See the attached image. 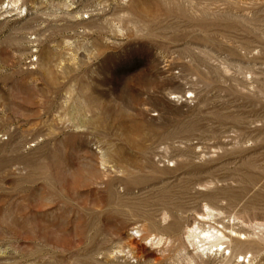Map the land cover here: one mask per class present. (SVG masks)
I'll return each mask as SVG.
<instances>
[{
  "label": "rangeland",
  "instance_id": "obj_1",
  "mask_svg": "<svg viewBox=\"0 0 264 264\" xmlns=\"http://www.w3.org/2000/svg\"><path fill=\"white\" fill-rule=\"evenodd\" d=\"M210 227L264 264V0H0V264H224Z\"/></svg>",
  "mask_w": 264,
  "mask_h": 264
},
{
  "label": "bare ground",
  "instance_id": "obj_2",
  "mask_svg": "<svg viewBox=\"0 0 264 264\" xmlns=\"http://www.w3.org/2000/svg\"><path fill=\"white\" fill-rule=\"evenodd\" d=\"M225 229V227H222L221 230L215 227H210L207 231H204L200 228H197L196 231H199L198 234L195 233L196 231L190 233L189 239L197 240L198 244L200 245L198 252L206 257V263L213 262L211 259L212 256H214V259H216L217 256L219 257L220 255V261L224 262V264H252V255H250L247 259L248 252L243 253L244 247L235 246L233 248H228L226 246L228 243L235 241L233 237H236L237 234L236 232L229 230V234L226 235L223 232ZM226 240H228V242ZM244 241V238H239L237 239L236 243L242 244ZM226 251H228V256H225ZM239 258H241V260ZM232 259H234V261H232Z\"/></svg>",
  "mask_w": 264,
  "mask_h": 264
}]
</instances>
